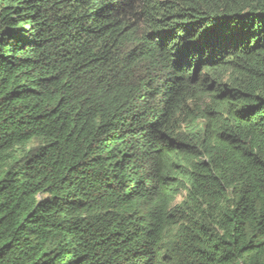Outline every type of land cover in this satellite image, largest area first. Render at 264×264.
<instances>
[{"label": "trees", "instance_id": "1", "mask_svg": "<svg viewBox=\"0 0 264 264\" xmlns=\"http://www.w3.org/2000/svg\"><path fill=\"white\" fill-rule=\"evenodd\" d=\"M0 264H264V0H0Z\"/></svg>", "mask_w": 264, "mask_h": 264}]
</instances>
